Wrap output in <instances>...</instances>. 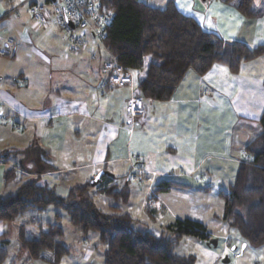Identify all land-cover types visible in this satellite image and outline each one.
Wrapping results in <instances>:
<instances>
[{
  "label": "crops",
  "instance_id": "obj_1",
  "mask_svg": "<svg viewBox=\"0 0 264 264\" xmlns=\"http://www.w3.org/2000/svg\"><path fill=\"white\" fill-rule=\"evenodd\" d=\"M12 1L0 0V49L5 51L0 55V110L15 111L25 121L41 123L47 131L54 125L57 130L43 141L45 159L54 171L38 175L30 166L26 170L18 169L20 174L28 179L39 176L55 193L57 183L51 178H60L70 170L80 171L78 180L70 182V189L77 184H89L97 173L105 171L108 175L101 177L99 186L120 188L127 184L129 200L126 204L114 201L110 211L103 212L110 213L116 208L117 214L128 215L133 223L142 217L149 220L152 215H160L168 225L174 220L190 219L205 226L200 215L201 203L197 202L201 195L211 194V186L205 185L204 177L208 174L233 177L238 166L247 159L244 147L261 133L257 121L264 111V56L242 63L236 74L218 63L201 76L189 70L170 100L158 102L143 98V114L130 125L125 106L133 95L135 82L132 87L101 89L106 76L107 52L96 47L92 37L87 36L83 49L69 62L49 56L45 50L52 49L56 34L60 35L51 17L44 27H28L42 37V48L38 50L29 41L30 32L22 21L20 24V17L11 14L25 0ZM140 1L162 9L169 0ZM171 1L182 15L194 19L223 41L264 46V0H253L262 11L254 19L242 17L234 6L220 0ZM5 39L14 42L12 49L6 47ZM19 42L29 43L38 56L34 57L30 50L24 51L25 60L31 65L16 74L12 64ZM94 47L98 48V57L92 60ZM40 60L50 67L46 69ZM60 62L64 67H59ZM52 77L54 84L50 82ZM18 82L24 85L23 89H18ZM225 110L230 115L227 125L221 124ZM7 150L0 148V173L12 169ZM66 150L71 151L74 159L68 167L62 166L68 154ZM202 170H206L205 173H201ZM132 177L134 181H130ZM161 180L188 187L177 186L156 193V185ZM6 185L4 183V187ZM90 193L94 205L95 194L103 195L95 189ZM184 206L188 210H182ZM32 222L38 220L23 221L21 225ZM8 224L0 221V236L6 234L9 242L7 260L11 258L5 263L20 264L15 256L11 257L13 246ZM25 230L26 227L24 233ZM78 234L76 240L80 241ZM212 237L210 234V239ZM87 238H82L81 247L71 243L70 253L62 264H103L104 248L91 244ZM19 247L20 243L16 247L17 256L23 254ZM70 254L79 258L70 259Z\"/></svg>",
  "mask_w": 264,
  "mask_h": 264
},
{
  "label": "trees",
  "instance_id": "obj_2",
  "mask_svg": "<svg viewBox=\"0 0 264 264\" xmlns=\"http://www.w3.org/2000/svg\"><path fill=\"white\" fill-rule=\"evenodd\" d=\"M220 1L234 6L246 19L262 14L253 0ZM100 2L112 15L104 48L120 65L135 72L133 95L142 99L170 100L189 70L201 76L218 63L236 74L242 63L264 56V46L223 41L204 30L194 19L182 15L171 0L162 9L140 0ZM257 123L261 133L244 147L247 159L238 166L228 192H218L223 202V219L252 247L264 245V111ZM52 171L54 168L45 164L36 174ZM17 175L14 168L5 170L4 183H10ZM177 186L188 187L161 180L155 192L163 193ZM93 188L90 184H77L66 197H59L35 176L21 183L15 192L0 196V221L12 222L31 210L43 213L49 206L61 208L82 238L92 232L97 234L98 242L104 247L103 264H194L193 256H177L174 248L186 236L210 240L205 226L190 219L174 220L158 237L134 230L128 215L117 214L116 208L105 213L94 205L90 193ZM97 192L116 203L126 204L129 200L127 184L120 188L110 185ZM55 217L59 219L58 214ZM28 224H36L39 231L35 238H26L24 229ZM17 237L20 253L45 264H60L70 253L59 222L25 223L20 225ZM8 243L6 234L0 236V264L7 260Z\"/></svg>",
  "mask_w": 264,
  "mask_h": 264
},
{
  "label": "rangeland",
  "instance_id": "obj_3",
  "mask_svg": "<svg viewBox=\"0 0 264 264\" xmlns=\"http://www.w3.org/2000/svg\"><path fill=\"white\" fill-rule=\"evenodd\" d=\"M14 1L15 0H13L12 2L14 3ZM38 1L41 4L44 3V0ZM29 13L30 11L28 3H26L25 0V3H22V5L17 8L16 12L11 14H17L20 17V24L23 23L26 28L29 27L31 29L33 21L31 19V24V13ZM10 16L13 17V15ZM29 28L28 31L31 35L29 41L33 46H36L38 50L39 48L41 49V44L43 41H41L42 37L40 36V33H33V31ZM58 31L60 35L56 34L57 36L55 37L54 47L45 51L49 56L58 58L59 61H61L60 59H65L67 63L71 59H73V56L67 55L63 35L61 34L60 30ZM26 50H30L33 52L29 43L21 44V42H19L17 44L15 58L13 59L14 62L12 64V71L16 74H18L19 70H23L29 65H31L30 61H26L23 55V52ZM33 55L34 57L38 56L34 52ZM40 61L42 65L44 64L46 69L50 67V65L44 63L43 60ZM59 67H64V64L62 65V63L60 62ZM131 72L133 84V82H135V75H133V73L135 72ZM50 82L54 84L56 81L53 80L52 77V80ZM17 84L18 89L24 88L23 84L19 82ZM223 119L224 121L221 124L227 125L230 119L228 110H225ZM56 132L57 130L55 125L51 127L49 131H47L43 128L41 123L25 121L22 117H18L15 111H7L6 109L0 110V138L2 139V142L0 143V148L3 147L8 149L7 151L9 153L7 154V160L9 166L16 169L18 173L16 178L10 183H8L5 187L3 183V172L0 173V196L5 195L9 192H15L19 185L28 179L26 176H22L18 169L26 170V168L32 166L33 171L37 172L45 164L48 163L43 153V141L45 140V137L50 139L53 135L56 134ZM66 152L68 154L67 156H65L62 166H72L74 162L73 154L71 153V151L68 150H66ZM205 171L206 170H202L201 173H205ZM80 175V171L74 172L73 170H70L64 173L60 178H51V180H54L55 183H57V186L55 188V194L59 197H66L69 190L68 188L71 185L70 182L77 181ZM234 176L230 177L228 174L224 176L208 174L204 177L205 185L210 184L211 194H204L199 197V200L196 199L198 203H201L200 215L204 220L203 222L207 232L214 236L212 237L213 239L217 240L216 246L208 245V241H200L194 237L186 236L181 239V242H179L178 244L179 246L177 245L178 248H174V254L177 253L182 256H193L195 260L194 264H264V245L260 247H252L248 245L245 241H243L238 231L235 228L230 227L229 223L223 219V202L218 196V192H228L227 183L229 184V180L232 178L234 179ZM119 181L121 182L120 179ZM131 183L133 184L134 182ZM103 188L106 187L95 186L93 189L97 191L98 189ZM94 201L95 206L105 212L110 211L109 207L115 204L113 199L108 198L104 195L95 194ZM182 210H188V207L184 206L182 207ZM56 214L59 215V219L55 217ZM35 219H37L38 222L41 224L47 222H59V225L62 227L64 232L63 241L65 245L70 247L72 246L71 243H74L76 247L82 246V241H84V239L80 237L76 229L70 224L68 216L63 209L55 208L54 206H49L46 212L42 214L38 213L35 210H31L25 213L22 217H19L12 222H8V227L11 232L10 242L13 246L11 250V257L15 256L16 260L20 264L42 263L40 261L31 259L27 254H21L19 256L16 255V247H18L19 245L17 234L21 223L23 221ZM167 226L168 224L160 215H152L151 217H149V220L142 217L139 222H135L132 224L134 230L150 232L155 235H161L162 232L165 231ZM38 231L39 230L36 224H28L26 225L25 235L27 238H32L38 234ZM76 233L79 235L80 241L76 240ZM86 240H89L91 244L95 243V245H97L100 249L104 248L98 242V236L96 233H90L89 237ZM243 245L245 246L243 247ZM233 248L235 249L233 250ZM236 254H238L237 257L235 256ZM69 258L78 259L79 255H74L73 257V255L70 254ZM225 258L229 260L228 263L223 262V259ZM9 259L11 258L9 257L8 260ZM64 259L65 257L63 258V260ZM63 260L60 264L64 262Z\"/></svg>",
  "mask_w": 264,
  "mask_h": 264
},
{
  "label": "built area",
  "instance_id": "obj_4",
  "mask_svg": "<svg viewBox=\"0 0 264 264\" xmlns=\"http://www.w3.org/2000/svg\"><path fill=\"white\" fill-rule=\"evenodd\" d=\"M26 3L34 27H44L52 16L54 24L63 35L67 55L76 56L83 49L87 36L92 37L96 47L105 50L103 40L112 15L101 6L100 0H44L43 4L38 0H26ZM4 43L10 49L14 47L11 39H5ZM96 47L91 50L92 60L98 57ZM4 54L5 51L0 49V55ZM107 55L108 60L104 64L106 76L101 83V89L132 87L131 70L120 65L108 53ZM142 100L132 95L126 102L125 113L130 125L139 120L143 114ZM134 180V177L130 179V181ZM235 256L237 257L238 254Z\"/></svg>",
  "mask_w": 264,
  "mask_h": 264
},
{
  "label": "water",
  "instance_id": "obj_5",
  "mask_svg": "<svg viewBox=\"0 0 264 264\" xmlns=\"http://www.w3.org/2000/svg\"><path fill=\"white\" fill-rule=\"evenodd\" d=\"M69 25L71 26V24L69 23ZM108 175L107 172L105 171H100L99 173H97V175L94 177V179L89 183L91 187H95L96 185H98L100 179L102 176ZM208 245H212V246H216L217 244V240L215 239H210L207 243ZM245 245H243L244 247ZM224 263H228L229 260L227 258L223 259Z\"/></svg>",
  "mask_w": 264,
  "mask_h": 264
},
{
  "label": "snow or ice",
  "instance_id": "obj_6",
  "mask_svg": "<svg viewBox=\"0 0 264 264\" xmlns=\"http://www.w3.org/2000/svg\"><path fill=\"white\" fill-rule=\"evenodd\" d=\"M133 75H135V73H133Z\"/></svg>",
  "mask_w": 264,
  "mask_h": 264
}]
</instances>
